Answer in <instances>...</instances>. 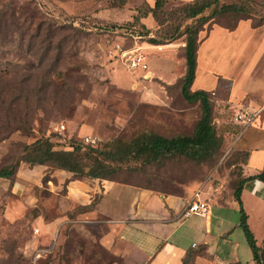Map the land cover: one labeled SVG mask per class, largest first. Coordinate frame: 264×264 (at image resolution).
<instances>
[{"label": "rangeland", "instance_id": "rangeland-1", "mask_svg": "<svg viewBox=\"0 0 264 264\" xmlns=\"http://www.w3.org/2000/svg\"><path fill=\"white\" fill-rule=\"evenodd\" d=\"M116 4V0H0V97L7 103L22 86L31 92L28 115L22 109L15 115L16 108L4 103L0 106V168L19 160L25 146L41 137L48 138L55 148L68 150L71 141L85 142L86 136L94 139L98 148H107L145 131L164 136L193 132L201 108L199 102L186 101L180 92V78L185 72V35L161 48L150 46L147 36L139 38L137 45L147 57L148 69L130 70L125 58L113 49L116 44L135 45L130 33L136 32H128L125 27L115 31L109 28L113 23L127 24L135 8L145 9L149 3L126 0L122 7ZM229 4L241 9L219 11ZM180 5L166 4L159 15L162 24L158 26L154 21L149 36L155 37L160 27L174 24H179L183 32L194 19H180ZM100 11L102 19L96 15ZM200 16L209 19L203 23L197 40L213 24L234 28L241 19L257 28L262 24L264 0H218ZM50 28L56 36L44 37ZM136 31L140 32L139 26ZM252 38L254 42L242 58L246 60L253 53L252 63L244 72L238 68L232 72L238 78V94L231 96L233 79L221 74H215L213 88L205 89L213 125L221 138L213 158L197 162L170 156L135 171L124 169L114 175L115 180L104 184L113 182L134 190L151 187L155 193L179 197L197 188L211 192L218 188L222 198L232 197L234 161L239 156L244 162V143L249 133L248 128L234 123V113L247 104L264 106L258 97L264 92V41L256 43L257 37ZM100 182L75 179L63 170L22 162L11 178H0V264H145L139 252L119 236L104 239L107 229H115L117 235L123 222H114L116 219L101 210L73 212L78 205L101 199ZM242 203L251 231L260 242L264 235V202L245 194ZM229 205L224 212L229 221L238 222L240 213L233 197ZM195 219L192 216L181 225L180 221L175 223L173 239L180 236L191 241L196 237ZM235 232L231 237L251 254L241 228Z\"/></svg>", "mask_w": 264, "mask_h": 264}, {"label": "crops", "instance_id": "crops-1", "mask_svg": "<svg viewBox=\"0 0 264 264\" xmlns=\"http://www.w3.org/2000/svg\"><path fill=\"white\" fill-rule=\"evenodd\" d=\"M145 1L150 5L154 3V0ZM176 1L189 2L191 0ZM96 15L101 17L100 19L103 18L101 11ZM113 21L117 22L118 20ZM142 22L147 25L148 29L154 26L151 15L142 18ZM257 33L259 35H256ZM252 37H257L256 43L264 41V23L257 28H252L248 20L241 19L238 20L234 28L213 24L209 31L197 40L196 66L191 84L193 90L191 91L213 88L217 81L215 74H221L233 79L230 94L234 98L239 92V84L238 78H234L232 72L234 68L244 72L252 63L253 53L248 59L242 61L249 44L254 42ZM262 44L258 47H261ZM254 45L257 47V44ZM150 46L162 47V45ZM260 96L264 102V92L258 95V97ZM247 132L249 133L244 143L248 152V158L244 164L245 176L258 173L264 165V108L254 123L248 127ZM101 181H103L100 182L102 197L95 209L116 219L114 222H123L117 235L115 229H107L104 239L109 240L111 237L116 239V236H119L120 240L139 252L145 264H182V260L188 252L193 253L190 264H255L252 252L249 254L239 242L231 237L236 233L237 227H240L238 225L240 220L238 222L229 221L224 210L226 207H231L229 202L232 197L222 198L218 188H215L214 192L207 189H203L201 192V197L206 199L210 206L209 213L184 216L185 202L195 190L185 197H179L157 194L147 189L134 190L130 186L113 182H109L110 184L107 186L104 184V182H108L107 180ZM71 184L73 183L71 182ZM245 194L250 199L264 202V181H246L241 193L242 202ZM87 201L89 202L90 199L88 198ZM246 214L248 223L249 215ZM192 216L196 217L193 220V223L194 221L197 223V226L194 227L196 237L191 241H185L180 236L174 240L173 236L176 234V230L173 227L175 223L180 221L179 225H181ZM262 233H264V227ZM263 239L264 235L260 242L257 241V244L260 245ZM109 245L112 246V244Z\"/></svg>", "mask_w": 264, "mask_h": 264}, {"label": "trees", "instance_id": "trees-1", "mask_svg": "<svg viewBox=\"0 0 264 264\" xmlns=\"http://www.w3.org/2000/svg\"><path fill=\"white\" fill-rule=\"evenodd\" d=\"M217 1L218 0H191L189 2H180L176 0H154L153 5L150 6L146 4L145 9L140 7L135 8V11L131 15L132 19L127 24H111L109 28V30L115 31L117 28L125 27L128 29V32L133 31L139 34L140 39L147 36L148 42L152 45L170 43L181 34L185 35L183 46L185 72L180 78V92L186 101L190 103L199 102L201 108L200 118L195 124L191 134L164 136L158 133L145 131L128 142L115 143L113 146L107 148H98V146L90 142L71 141L69 144L70 149L68 150L55 148L48 138L41 137L25 146V152L19 160L2 166L0 168V178H11L20 162L28 166L46 165L51 169L63 170L71 173L75 179L115 180L114 175L124 169L135 171L148 164L160 162L170 156H184L197 162L213 158L221 146V138L216 134L213 125L209 93L205 90L191 91L190 87L194 79L196 66L197 36L203 23L209 19L207 16L200 15ZM171 2H178L181 4L177 9L180 19H194V21L186 24L183 32L179 24H174L170 28L160 27V29L156 31L155 37L149 36L150 31L141 21L142 18L151 15L159 26V24L163 22V18L159 16L162 8ZM116 3L118 7H122L126 3V0H116ZM240 9L239 5L229 4L221 6L219 11H238ZM260 18V23H263L264 16ZM137 26H139L140 32L136 31ZM105 28L107 29V27ZM47 36L52 38L56 36V32L50 28V30L46 31L44 34V37L47 38ZM45 40L46 39H43L41 42ZM49 45L50 43L48 46ZM123 47L125 46L123 45ZM2 89L3 88L0 90ZM18 90L19 93H17V96L7 103L4 102L1 96L0 106L4 103L12 109H14V107L16 108L14 111L15 115L19 113L20 109L23 110L24 114L28 115L31 108L28 94H31V92H26L23 86L18 87ZM37 91L38 90H35L36 93ZM22 95L23 98L16 101V99ZM247 158L248 152L245 154L244 162L242 157L238 156L235 158V185L232 190V197L238 204L240 213L238 225L243 230L248 246L252 252V259L255 264H264V239L260 245L257 244L255 235L247 223L248 217L241 200L242 189L246 181H264V165L258 173L245 176L244 164ZM135 164L139 166L136 167ZM142 189L153 191L151 187H143ZM157 193L165 194L160 191ZM99 201H91L86 205H78L73 212L85 213L93 211ZM73 212L70 213V215L73 214ZM192 255L193 253L188 252L183 258L182 264H190Z\"/></svg>", "mask_w": 264, "mask_h": 264}, {"label": "built area", "instance_id": "built-area-1", "mask_svg": "<svg viewBox=\"0 0 264 264\" xmlns=\"http://www.w3.org/2000/svg\"><path fill=\"white\" fill-rule=\"evenodd\" d=\"M130 36L135 40V45L123 47L120 44H116L113 50H115L120 58H125V63L130 70L145 71L148 69L147 57L142 52V48L137 45V40L140 38V35L130 33ZM263 108L264 106L243 105L234 113L233 121L243 129L248 128L254 123ZM84 139L85 142L95 143V140L91 137L86 136ZM201 192L202 190L200 188L196 189L192 196L186 200L183 210L184 216L192 214L205 215L209 213L210 206L208 201L201 197ZM37 232L38 229H35V233Z\"/></svg>", "mask_w": 264, "mask_h": 264}]
</instances>
